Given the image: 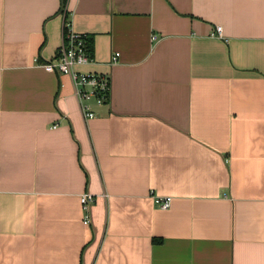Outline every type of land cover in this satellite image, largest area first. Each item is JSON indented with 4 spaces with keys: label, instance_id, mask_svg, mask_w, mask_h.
<instances>
[{
    "label": "crops",
    "instance_id": "crops-1",
    "mask_svg": "<svg viewBox=\"0 0 264 264\" xmlns=\"http://www.w3.org/2000/svg\"><path fill=\"white\" fill-rule=\"evenodd\" d=\"M66 1L0 0V264H264V0ZM65 19L92 119L44 67Z\"/></svg>",
    "mask_w": 264,
    "mask_h": 264
},
{
    "label": "built area",
    "instance_id": "built-area-1",
    "mask_svg": "<svg viewBox=\"0 0 264 264\" xmlns=\"http://www.w3.org/2000/svg\"><path fill=\"white\" fill-rule=\"evenodd\" d=\"M63 12L66 14L64 5ZM221 29V26L217 27L219 35H221ZM63 37V44L59 48L56 58L45 63L44 67L49 72L67 74L71 77L82 114L85 119H92L97 114L92 108V103L102 105L110 101L111 77L108 74L77 70L78 66L89 64L94 60L89 52L88 34L75 31L72 23L65 19ZM119 56L120 53H115L111 58V64L116 63ZM57 126L55 125L53 128H57ZM154 199L161 209L170 208L173 200L171 196H155ZM95 200L96 197L91 193L81 196L82 207L85 211L84 222L87 225L91 223V207Z\"/></svg>",
    "mask_w": 264,
    "mask_h": 264
},
{
    "label": "trees",
    "instance_id": "trees-1",
    "mask_svg": "<svg viewBox=\"0 0 264 264\" xmlns=\"http://www.w3.org/2000/svg\"><path fill=\"white\" fill-rule=\"evenodd\" d=\"M66 0H63V4L65 5L66 4ZM88 47H89V52H90V55L94 58V55H93V52H92V40L91 38L88 36Z\"/></svg>",
    "mask_w": 264,
    "mask_h": 264
}]
</instances>
